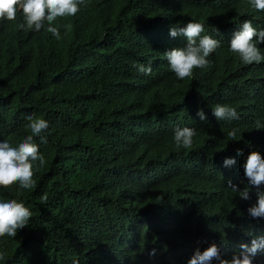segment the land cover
Wrapping results in <instances>:
<instances>
[{"label": "trees", "instance_id": "trees-1", "mask_svg": "<svg viewBox=\"0 0 264 264\" xmlns=\"http://www.w3.org/2000/svg\"><path fill=\"white\" fill-rule=\"evenodd\" d=\"M86 2L56 21L59 40L21 28L22 13L0 21V141L18 147L29 116L49 123L47 142L33 139L46 159L35 186L0 188V200L33 213L15 238H0V264H187L212 243L231 259L249 233L264 236V219L248 214L257 195L243 168L251 151L264 156V61L246 65L229 46L244 21L264 30V12L250 0ZM192 21L221 47L179 80L163 53L186 47L170 29ZM216 104L239 118L217 120ZM184 127L197 133L188 149L173 139ZM233 128L239 141L227 139Z\"/></svg>", "mask_w": 264, "mask_h": 264}, {"label": "clouds", "instance_id": "clouds-1", "mask_svg": "<svg viewBox=\"0 0 264 264\" xmlns=\"http://www.w3.org/2000/svg\"><path fill=\"white\" fill-rule=\"evenodd\" d=\"M252 6L264 12V0H250ZM86 0H0V21H15L17 14L22 13L24 23L20 25L25 30H35L39 32L44 28L57 40L61 38V25L57 24L58 19H65L75 16L81 7H87ZM63 27L70 29V24ZM241 30L234 33L230 41L229 50L238 55L240 60L250 65L264 61V54L258 47L264 44V30H257L250 21H244L240 26ZM204 25L199 22H189L184 27L178 25L171 27L170 35L177 37L183 35L187 39L184 48H174L163 53V58L167 61L170 70L179 80H185L193 76L195 69H202L209 65L210 57L221 47V41L209 35H201ZM138 71L145 75L152 73L151 65L140 64ZM213 115L217 120L238 119L236 108L226 104H216L212 107ZM197 115L201 120L207 117L203 110ZM29 123L26 127L30 130L29 135L18 147L11 146L7 141H0V188H11L18 185L20 189L30 190L35 186V172L45 166L46 159L40 153L39 146L33 142L34 137H39L44 143L47 142L45 133L48 131L49 123L43 118L28 117ZM257 124V129H261ZM237 128L231 129L227 133L229 141L237 140ZM196 130L189 127L177 128L174 133V142L177 147L185 149L193 145ZM239 154V152H238ZM236 163L234 158H226L224 164L231 167ZM245 178L248 183L256 188L257 201L248 209V214L254 219H264V156L258 151H251L243 164ZM228 188L237 193L241 199H250L249 189L239 190L233 185L231 180ZM33 213L22 202L16 199L7 201L0 200V238H15L19 230L28 227ZM253 236L251 244L242 243L239 251L231 259L222 257L219 246L210 244L205 250L197 249L187 264H255L258 254L264 253V236ZM6 253L0 251V260H4Z\"/></svg>", "mask_w": 264, "mask_h": 264}, {"label": "bare ground", "instance_id": "bare-ground-1", "mask_svg": "<svg viewBox=\"0 0 264 264\" xmlns=\"http://www.w3.org/2000/svg\"><path fill=\"white\" fill-rule=\"evenodd\" d=\"M173 91V90H172ZM129 235V234H128Z\"/></svg>", "mask_w": 264, "mask_h": 264}]
</instances>
